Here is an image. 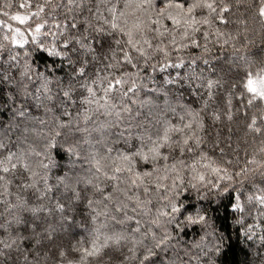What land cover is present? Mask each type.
I'll return each mask as SVG.
<instances>
[{"label": "snow or ice", "instance_id": "1", "mask_svg": "<svg viewBox=\"0 0 264 264\" xmlns=\"http://www.w3.org/2000/svg\"><path fill=\"white\" fill-rule=\"evenodd\" d=\"M15 6L0 0V257L217 264L229 217L264 246V0Z\"/></svg>", "mask_w": 264, "mask_h": 264}, {"label": "trees", "instance_id": "2", "mask_svg": "<svg viewBox=\"0 0 264 264\" xmlns=\"http://www.w3.org/2000/svg\"><path fill=\"white\" fill-rule=\"evenodd\" d=\"M254 6L259 3V0H250ZM16 0H13V11L16 10ZM3 18V17H0ZM15 24V22H12ZM260 41L257 40L255 45L249 46L250 55L259 58L261 56L260 52ZM231 54V50H228L227 55ZM242 75V72L240 73ZM2 211V208H0ZM251 222V221H249ZM223 221L217 220L216 224L219 231H225L223 227ZM228 227L226 231V247L223 254L217 260V264H264V246L258 239L249 241L241 232L238 231L239 226L233 225L231 223V217L227 221ZM257 234H260V229H255ZM199 239V229H192L188 231V234L183 237V243L185 245H190L194 240ZM67 243V240H65ZM25 247L28 245L25 244ZM197 251V250H194ZM12 260H7L6 257H0V264H23V260L19 258L16 253H12ZM31 259V257H29ZM195 264V262H193ZM202 264H206V261L202 260Z\"/></svg>", "mask_w": 264, "mask_h": 264}]
</instances>
